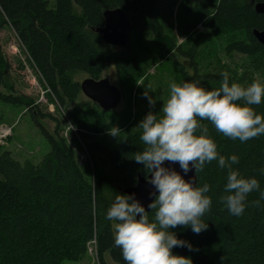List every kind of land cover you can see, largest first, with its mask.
I'll use <instances>...</instances> for the list:
<instances>
[{
	"label": "trees",
	"instance_id": "trees-1",
	"mask_svg": "<svg viewBox=\"0 0 264 264\" xmlns=\"http://www.w3.org/2000/svg\"><path fill=\"white\" fill-rule=\"evenodd\" d=\"M160 1L0 0V25L6 20L10 23L59 107L74 102L81 92L75 80L77 73L99 79L100 72L111 63L124 87L120 88L124 97L129 92L141 99L136 82L147 75L138 42L148 32L156 47L170 56L172 81H198L209 89L218 87L221 73L226 71L198 68L205 59L207 42L203 33L194 31L201 22L220 37L223 51L247 57L238 74L227 72L230 81L247 84L254 79L264 80V47L252 34L253 29L264 28V16L256 13L251 3L264 0L197 2L192 8L195 18L188 15L180 24V31L189 35V45L181 46L172 37L168 44L163 41L167 31L159 20ZM116 7L123 9L131 22L129 42L123 48L105 44L95 31L104 23L103 12ZM180 57L189 60L191 71ZM141 102L142 119L150 110L158 111L155 103L150 106L144 98ZM91 103L83 110L87 115L81 112L73 116L83 135H90L92 140V173L82 169L75 151L59 135L58 125L52 134L40 128L47 151L37 162L20 160L8 149L0 150V264L79 262L85 259L92 243L98 264H106V253L115 264H124L120 249L114 246L113 223L106 219V212L114 196L124 194L122 188L133 186L137 175H147L143 165L132 159L144 145L139 140L140 130L132 128L127 120L120 125L118 141L111 145L98 142L94 136L107 127L114 111H103ZM255 107L264 114V103ZM99 120L103 125L96 123ZM203 123L219 153L237 154L239 163L234 167L243 175L255 177L260 188L248 196L242 216H232L220 202L226 172L217 167L216 161L207 164L196 173V179L199 184L210 185L213 203L203 217L208 227L199 234L187 228L174 229L192 244L193 250L180 247L173 252L190 256L193 264H264V135L241 143L223 137L207 121Z\"/></svg>",
	"mask_w": 264,
	"mask_h": 264
},
{
	"label": "clouds",
	"instance_id": "clouds-1",
	"mask_svg": "<svg viewBox=\"0 0 264 264\" xmlns=\"http://www.w3.org/2000/svg\"><path fill=\"white\" fill-rule=\"evenodd\" d=\"M221 77L219 86L211 89L198 81H171L169 95L159 110H150L138 123L144 147L132 159L148 174L154 199L148 211L134 194L118 193L107 209L106 219L114 226V246L120 249L124 264H193L190 256L173 252L180 247L193 250L192 244L173 230L181 227L199 234L207 229L203 217L213 203L210 185L196 179V173L207 164L216 161L226 172L220 202L230 215L242 216L248 196L259 190L255 177L234 167L239 163L237 154L219 153L203 122L241 143L264 135V114L255 107L264 103V80L242 84L230 81L227 72ZM148 102L154 106L153 99ZM119 132L114 126L108 134L119 137ZM165 161L178 164L180 171L166 166ZM190 171L195 175L185 179Z\"/></svg>",
	"mask_w": 264,
	"mask_h": 264
},
{
	"label": "rangeland",
	"instance_id": "rangeland-1",
	"mask_svg": "<svg viewBox=\"0 0 264 264\" xmlns=\"http://www.w3.org/2000/svg\"><path fill=\"white\" fill-rule=\"evenodd\" d=\"M201 1H160L157 11L159 20L167 31L163 40L166 44L172 37L176 45H189V35L180 31L179 27L188 15L195 18L196 14L193 13L192 8L194 4ZM194 31L203 33L207 40L203 51L205 59L198 65L200 71L222 70L230 74L240 72L239 66L247 59L246 56L238 52L227 54L223 51V48H220V44L223 45L220 37L203 26L202 22L195 26ZM138 43L140 60L143 68L145 66L147 75V77L141 76L136 82V89L139 90L136 94L141 96V99L129 92L125 97L123 94V99L113 110V117L108 119L107 127L94 136L100 143L111 145L118 141L119 137H113L108 132L114 126L120 129L123 120H127L132 128L137 127L142 120L144 109L141 100L143 98L153 99L156 109L159 110L169 95L168 85L172 81L173 71L170 56L156 47L150 32ZM174 52L176 53L175 50ZM179 59L191 71L189 60L184 57ZM98 77L99 79L107 78L110 84L118 88L123 87L112 63L103 69ZM0 78V150L8 149L20 160L28 159L37 162L47 151V143L42 137L40 128L52 134L58 125L59 135L75 151L82 169L86 172L90 170L92 173L89 152V143H92V140L89 138L90 135L88 137L83 135L76 117L73 116L74 113L78 115L84 112L83 110L89 108L92 101L80 92L74 102L66 107L61 105L59 107L57 101L52 99L51 90L41 79L28 51L22 46L7 20L0 25ZM86 78L88 75L85 72L75 75V80L79 84ZM42 113H49L50 117H42ZM84 115L87 113L84 112ZM96 123L103 125L102 120ZM112 228L114 233V226ZM104 260L106 264H115L107 253L104 254ZM66 264H98L94 244L88 245L85 259Z\"/></svg>",
	"mask_w": 264,
	"mask_h": 264
},
{
	"label": "water",
	"instance_id": "water-1",
	"mask_svg": "<svg viewBox=\"0 0 264 264\" xmlns=\"http://www.w3.org/2000/svg\"><path fill=\"white\" fill-rule=\"evenodd\" d=\"M251 2L253 3V1ZM254 10L256 13L264 16V1L254 3ZM102 15L104 23L101 27L96 28L95 31L101 35L103 42L112 46L126 47L129 42L128 32L131 28V22L125 15L124 10L120 7L106 9ZM252 34L264 47V28L253 29ZM80 91L103 111L114 110L123 98L122 90L110 84L107 78H86L80 82ZM165 165L180 171L178 164H170L165 161ZM181 174L183 175V173ZM194 175V171H190L185 176V179ZM147 177L148 174L146 176L137 175L136 183L131 187L122 188V191L127 194H134L135 198L149 211L147 206L154 199L152 195L154 189L148 182Z\"/></svg>",
	"mask_w": 264,
	"mask_h": 264
},
{
	"label": "flooded vegetation",
	"instance_id": "flooded-vegetation-1",
	"mask_svg": "<svg viewBox=\"0 0 264 264\" xmlns=\"http://www.w3.org/2000/svg\"><path fill=\"white\" fill-rule=\"evenodd\" d=\"M253 3H256V2H253Z\"/></svg>",
	"mask_w": 264,
	"mask_h": 264
},
{
	"label": "bare ground",
	"instance_id": "bare-ground-1",
	"mask_svg": "<svg viewBox=\"0 0 264 264\" xmlns=\"http://www.w3.org/2000/svg\"><path fill=\"white\" fill-rule=\"evenodd\" d=\"M254 2V1H253ZM252 3V2H251Z\"/></svg>",
	"mask_w": 264,
	"mask_h": 264
}]
</instances>
